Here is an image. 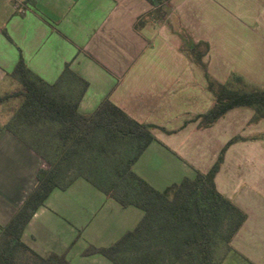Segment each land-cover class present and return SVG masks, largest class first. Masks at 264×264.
Wrapping results in <instances>:
<instances>
[{
	"label": "crops",
	"instance_id": "1",
	"mask_svg": "<svg viewBox=\"0 0 264 264\" xmlns=\"http://www.w3.org/2000/svg\"><path fill=\"white\" fill-rule=\"evenodd\" d=\"M171 5L168 24L149 20L136 29L137 21L147 18L151 10L146 0H0V96L21 90L19 83L9 77L20 57L48 83H54L70 62L72 69L90 84L80 105L81 113H92L109 96L136 121L172 132L154 130L156 141L134 166V171L151 186L159 191L169 186L161 188L157 184L163 175L150 166L154 153L175 160V164L181 162L186 171L181 179L193 178L196 171L208 172L227 142L241 135L228 124L234 125L241 112H246V122L251 120L253 111L231 110L206 129L189 122L206 113L214 97L199 67L179 57L181 35L186 30L195 43L209 44L204 62L214 80L225 83L236 73L247 81L255 73L249 69L255 57L263 59L264 65V0H171ZM236 35L242 38L236 39ZM240 41L249 46L247 50L254 57L245 59ZM19 103L13 98L0 104L1 226L10 221L33 190L37 172L44 167L39 156L2 130L9 120L3 115L4 108L11 106L12 113ZM179 122L183 124L179 126ZM261 122L253 124V131ZM243 135L246 140L227 150L215 182L218 191L247 214L244 227L250 220L249 209L264 206V137ZM162 136L170 142H164ZM79 182L65 191L55 190L25 229L23 241L37 253H69L75 245L70 246L76 228L65 233L62 230L68 221L66 216L79 218L87 208L78 206L75 195L87 197L84 204L101 202L104 209L98 217L96 210L83 214L98 218L93 232L111 235L108 225L119 211L111 203L114 200ZM131 214L133 224L128 227L134 228L141 215L135 211ZM238 234L232 241L233 248ZM81 252L75 253L74 262L68 255L70 264H113L103 256L83 257Z\"/></svg>",
	"mask_w": 264,
	"mask_h": 264
},
{
	"label": "trees",
	"instance_id": "2",
	"mask_svg": "<svg viewBox=\"0 0 264 264\" xmlns=\"http://www.w3.org/2000/svg\"><path fill=\"white\" fill-rule=\"evenodd\" d=\"M146 1L151 10L147 18L137 21L136 29L149 20L165 23L173 10L171 0ZM181 38L180 51L203 71L214 97L213 106L189 122L206 129L237 108L251 109L252 123L264 121V89L250 87L236 73L225 83L217 82L204 62L209 44L195 43L186 30ZM9 77L21 90L0 96V104L13 98L20 103L2 130L39 156L44 167L10 221L0 225V264H70L67 251L43 256L24 243L23 234L50 195L67 190L77 180L91 184L123 208L143 212L138 224L115 243L90 245L82 253L84 257L100 255L113 264H221L230 251L236 252L232 241L248 216L218 191L215 180L227 150L245 138L229 140L208 172L196 171L193 178L185 177L159 191L134 166L156 141L154 130L171 131L136 121L109 96L92 113H81L90 84L70 62L54 83H48L20 57Z\"/></svg>",
	"mask_w": 264,
	"mask_h": 264
},
{
	"label": "rangeland",
	"instance_id": "3",
	"mask_svg": "<svg viewBox=\"0 0 264 264\" xmlns=\"http://www.w3.org/2000/svg\"><path fill=\"white\" fill-rule=\"evenodd\" d=\"M165 23L168 24V21ZM236 39H241L242 35H236ZM239 45H241L243 51L242 53L245 54V59H248V57H254L251 54V50L248 49V45L245 44V42L240 41ZM253 53V52H252ZM178 55L179 57H185L186 59H189L187 55L183 52L180 51V48L178 49ZM250 59V58H249ZM255 63L252 65H249V69L252 72H255L253 76L249 77L251 79H248L246 82L250 87L254 88H262L264 89V65L262 63L263 59L261 58H256L255 57ZM198 68V67H197ZM199 69V72L203 73V71ZM204 76V73H203ZM21 87V85L19 84ZM11 106H7V108H4L3 110V115H8L9 119L11 117ZM246 112H241L238 114L239 117H236L237 119L234 121V125H232V122L228 124L229 128H233V132H239L238 134H251V136H257V137H264V122H261L262 125L258 124V129L257 131H253V124L251 120L246 122L247 115L244 114ZM241 119V120H240ZM252 119V118H251ZM241 122V123H240ZM183 123H178L180 126ZM231 126V127H230ZM230 129V131H231ZM229 131V130H228ZM227 131V132H228ZM244 136V135H243ZM162 139L164 142H170V139H167L166 137L162 136ZM149 155L152 156L150 153ZM146 159V158H145ZM144 159V161H145ZM152 160H154L151 163V168L154 169L155 171H160V173L163 175V179H161L160 183H157L158 186L161 188L164 187L165 185H172V184H178L181 182V178L185 174L184 168H182V163L178 162V164H175V160H166L164 157H162L158 153H154L152 156ZM232 166L231 168H233ZM187 174V173H186ZM79 183H82L84 185H87L91 189H94V187L87 183L84 180H80ZM77 197V204L79 207H87L85 210L82 211L81 217L79 218H73L70 216H66L65 220H68L67 222L64 223V228L62 230H65L68 232L71 227H73L74 230V239L72 244L74 243L75 245L72 247L71 251H69L68 255L73 262L76 260L75 253L81 252V254L90 246H95V247H108L111 245V242L114 240H118V238L121 236L125 230L128 228L133 229V227H128L131 226L129 223L133 221V214L137 212L141 215L140 218L143 217V212L136 209V208H129L125 209L121 207L120 205L116 204V202H111L114 203L115 207L120 211H118V214L115 212V218L114 220L112 219L110 221V224L108 225V230L110 229L111 235L108 236H103L101 233H97L95 228L97 227V221L98 218H92L90 214H83L85 211H90L93 212L96 210L97 217L104 209L101 206L100 203H88L84 204L83 200L88 201L87 197L84 199H80L82 195H75ZM86 203V202H85ZM107 208V206L105 207ZM108 211V209L103 210V215ZM250 215V220L249 222L243 227V229L240 231L238 234V238L236 239V247H234L235 251L237 252H229L226 256V258L223 260L221 264H264V206L262 207H252L249 209ZM102 215V214H101ZM100 218V217H99ZM132 218V219H131ZM141 220V219H140ZM139 220V221H140ZM87 224V225H86ZM133 224V223H131ZM138 224V223H137ZM85 226V227H84ZM56 227V226H55ZM61 229V228H60ZM130 229V230H131ZM105 230H101L100 232H104ZM63 235L59 234V237L61 238ZM69 236V235H68ZM108 237V238H107ZM66 252V251H65ZM68 252V250H67ZM84 257V256H83ZM77 261V260H76ZM89 262L91 260H88ZM87 262V261H86Z\"/></svg>",
	"mask_w": 264,
	"mask_h": 264
},
{
	"label": "built area",
	"instance_id": "4",
	"mask_svg": "<svg viewBox=\"0 0 264 264\" xmlns=\"http://www.w3.org/2000/svg\"><path fill=\"white\" fill-rule=\"evenodd\" d=\"M19 1L24 2L25 0H19Z\"/></svg>",
	"mask_w": 264,
	"mask_h": 264
}]
</instances>
